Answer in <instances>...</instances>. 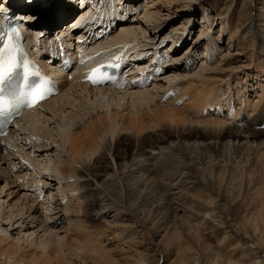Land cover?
<instances>
[{
  "label": "bare ground",
  "instance_id": "obj_1",
  "mask_svg": "<svg viewBox=\"0 0 264 264\" xmlns=\"http://www.w3.org/2000/svg\"><path fill=\"white\" fill-rule=\"evenodd\" d=\"M83 1L74 20L72 15L54 16L52 22L47 19L38 27L16 3H0V24L2 19H13L23 30L22 44L28 46L31 57L58 82L55 95L0 133L3 264H26L24 260L29 255L31 264H74L77 257L87 254L101 260L107 255L103 245L90 244L101 240L102 225H109L108 216L112 215L115 222L126 217L123 209L129 201L123 200L138 194L137 191L140 202L136 204L150 207L157 228L170 231L176 225L182 227L185 236L192 230L196 233L198 229L195 231L194 226L218 225L229 229L230 221L220 204L229 183L245 185L250 183L249 174H254L257 181L249 196L263 194L264 129L253 130L255 119L258 121L256 115L252 122H245L243 116L233 123L224 119L234 100L231 89L228 97L223 96L224 106H229L224 117L193 120L185 115L196 110L195 116L200 118L203 109L207 114L212 104H216L218 112L222 109L219 90L212 83L209 89L204 85L205 80L210 81L214 68L203 62L192 72L186 64L166 67L168 53L187 40V27L180 30L185 33L181 39L180 34H170L166 38H170L171 44L165 49L158 48L161 43L155 41L153 34L146 37L150 24L129 13L132 10L129 6H136L134 0L107 3L91 0L88 6ZM66 3L70 9L72 0ZM155 6V3L144 6L143 16L149 22L157 14L150 10H158ZM63 10L68 11L65 6ZM87 12L90 14L83 15ZM202 24L205 28L198 38L205 39L209 32L213 37L205 19ZM212 37L207 42H212ZM140 39L150 42L146 45L153 48L139 49L144 46L140 45ZM74 41L76 50H72ZM197 45L189 44L185 54L178 57L192 60ZM92 46L96 50L109 48L112 52L119 47L123 55L129 54L127 66L138 62L134 68L128 67L125 77L117 83L97 87H89L80 74H74L71 65L59 69L63 60L58 58L61 52L70 56L66 63L76 51L86 55ZM147 51L152 54L145 58ZM162 51L165 55H160ZM151 60L154 62L149 63ZM163 70L166 73L156 78ZM152 77L156 78L154 82ZM184 82L195 83L191 85L194 91L186 86L176 98L191 94L190 101L183 109L172 108L176 101L168 103L163 98L169 92L175 93ZM242 98L244 95L239 97ZM241 104L237 111L245 113ZM256 108L257 105L253 114ZM237 111H233L234 118ZM144 121L149 124L145 125ZM153 131L149 137L147 132ZM127 136L139 143L130 155L134 142ZM89 140L97 145L96 157L93 149L85 148ZM155 159L154 164L144 162ZM158 193L162 196L156 202ZM251 199L244 198V203L250 204ZM91 230L98 231L97 235H87ZM83 232L86 233L82 235ZM227 264L233 263L227 261Z\"/></svg>",
  "mask_w": 264,
  "mask_h": 264
},
{
  "label": "rangeland",
  "instance_id": "obj_2",
  "mask_svg": "<svg viewBox=\"0 0 264 264\" xmlns=\"http://www.w3.org/2000/svg\"><path fill=\"white\" fill-rule=\"evenodd\" d=\"M5 1L16 3L19 9L30 14L28 17L37 27L41 26L47 21V19H51L52 22L54 16L60 17L61 15H72L71 20H74V15L81 10L80 7L82 6V0H78V2L72 0L70 9L66 8V6L69 5L66 3L68 0H0V3ZM89 1L91 0H84L83 2L88 6ZM102 1H106L107 3L111 0ZM134 1L136 6H129V8L132 9L129 13H131L133 18H136L142 23L150 24L151 28L148 31L149 33H146V37H148L149 34H153L152 36L155 41L161 43L158 48L164 47L165 49L171 44L170 38H166L170 34H180L179 39H181L185 33H180V30H183V27L188 28L185 29V36L188 35L187 40L181 43L174 52L171 51L168 53L167 60H169L166 61L168 62L166 67H179L186 64V67H190L188 71L192 72L196 71L203 62L215 69L212 74L213 77L211 76L210 81L205 80L206 83H204V85L208 87L210 86V83H212V86L214 85V87L219 90L218 94L222 97H218V99H221L222 103V109H220L221 113L218 112V109L215 107L216 104H212V107L207 111V114H204L205 112L203 109L200 118L195 116V113H198L196 110H192L194 115L193 113H185L187 117H190L191 119L193 118V120H204L209 117H224V115L227 114L229 106H224L226 101L223 100L225 98L223 96H227V92L231 89V94L232 96L234 95V100L230 106L228 117L224 119H226L227 122L233 123L243 116L245 122H252L256 115L259 122L255 119L256 123L253 125V130L264 129V123H261L264 120V0ZM174 2L175 4H173ZM154 3L158 10L155 8L150 10L157 14L151 19L152 21L149 22V20L143 16L145 10L144 6L146 4ZM64 6L65 10L68 11L65 12L63 10ZM118 13H120V10ZM111 17H113L112 14L110 15V19ZM204 19L207 21V26L211 28L210 31H213V37L209 32V36L205 39L198 38L205 28L202 24ZM154 34L156 35L154 36ZM210 37H212L211 39L213 41L207 42ZM138 41H140V45H144L140 46L139 49L142 47H152L151 45H146L151 44L146 40L140 39ZM189 44H191V47L198 44L195 52L192 54V60L186 61L185 57L180 59L178 56L185 54ZM147 52L145 58L152 54L149 51ZM162 52L160 55L164 54V52ZM204 53H206V55ZM176 57L179 59H176ZM140 62H142V60ZM152 62L154 61L151 60L149 63ZM134 65H136V63H134ZM166 71L167 70H163V72L161 71L156 78L165 74ZM217 71H219V73ZM156 78L152 77L151 80L154 82ZM186 84L187 83L184 82L182 86L180 85L177 88V90L175 89V93L169 92V94L163 98L168 103L170 101H176L177 105H171L172 108H179L180 106L179 109H183V105L190 101L188 98L191 95L190 93L189 96L186 95L187 98L186 96H183L185 97L184 99L183 97L176 98L179 95V92H183V89L185 91L186 86L187 88H190L191 91H194V88L191 89V85H194L195 83H191L190 85L189 83ZM210 87L206 89H209ZM243 95L244 98L239 99V97L241 98ZM163 101L164 100L161 99V102ZM240 102L242 103L241 106L243 107V110H245V113L237 111V109L240 108ZM255 105H257V108L253 114V107ZM233 111H237V116L235 118ZM215 112L219 114L217 115ZM126 123L125 125L127 126ZM144 124L148 125L149 122L144 121ZM78 129L79 128L76 129L78 132L81 131ZM149 133L150 132H147L148 136L151 137L153 136L152 134H154V131L151 134ZM127 138L132 139L134 142L133 147H131L129 152L130 155L134 149L136 150V146L138 147L139 143H136L137 141L135 138L129 136H127ZM88 142L85 144V148L89 151L93 149L92 153L94 157L97 145L93 143L94 141L89 140ZM148 152L149 151H147V153ZM153 161L155 162L157 159L150 161L144 160L148 165L151 163L154 164ZM249 175L248 178H252H250V183L245 185H240L239 183L238 185L236 182L229 183L227 191L225 192V195H223L222 203H220L225 211V216L228 217L230 221L229 229H225L218 225H208L205 227L194 226L193 229L195 231L198 230L194 233L195 236L192 232L193 230L187 232L186 236L189 238L182 233V227L180 228L176 225H173L171 227L172 230L170 231L161 230L153 224L155 214L150 212V207L143 206L141 205L142 203L140 205L136 204L137 202H140L138 200L140 194L137 191L138 194L132 195L128 200L126 198L128 195L126 194V200H123V202L129 201L125 204L126 206H124L123 209L126 219H117L115 222L113 221L112 215L108 216L106 220L107 224L110 226L103 224L102 229H104V234L102 235L101 240H99V243L90 244L103 245V251L107 255L100 260L98 257L93 258L91 255L87 254V256L79 257V261V258L77 257L78 259L76 258L75 260L78 262L76 261V263L72 257L74 264H227V261H231L233 264H264V185L261 186V188H263L261 189V191H263V196H249L251 191L254 190V188H252L253 185L257 181L254 174ZM78 190V187L75 188V193H77ZM156 196V202H159L162 193H158ZM247 197L252 198L251 203L248 205L244 203V198ZM73 205L74 204H72V206ZM137 206L140 207L138 208ZM81 211L83 212L85 210L81 209ZM106 220L100 219L99 221L105 222ZM91 227L94 229L93 226ZM97 232H93V230L87 231V235H89V233L97 235ZM85 233L86 232H83L82 235ZM169 233L170 235H167ZM6 247L7 246L3 247L2 250ZM30 256L31 255L25 257L24 262L26 264H31L29 262L31 260ZM3 263L2 257H0V264Z\"/></svg>",
  "mask_w": 264,
  "mask_h": 264
},
{
  "label": "snow or ice",
  "instance_id": "obj_3",
  "mask_svg": "<svg viewBox=\"0 0 264 264\" xmlns=\"http://www.w3.org/2000/svg\"><path fill=\"white\" fill-rule=\"evenodd\" d=\"M7 39H4V35H0V84L6 81L16 68H24L23 61H18V53L22 52L20 46V32L17 29H12L6 33ZM116 67L118 65H112ZM87 80L93 84L102 83L104 77L100 74V69H94L92 73L87 76ZM40 86L33 85L25 94L28 97V106H35L41 100L47 98L50 94L46 90V81H38ZM0 112H8L6 106L0 101Z\"/></svg>",
  "mask_w": 264,
  "mask_h": 264
}]
</instances>
